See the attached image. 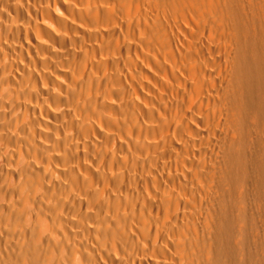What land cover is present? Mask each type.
I'll return each mask as SVG.
<instances>
[{
    "label": "bare ground",
    "instance_id": "bare-ground-1",
    "mask_svg": "<svg viewBox=\"0 0 264 264\" xmlns=\"http://www.w3.org/2000/svg\"><path fill=\"white\" fill-rule=\"evenodd\" d=\"M244 4L0 0V264L219 262Z\"/></svg>",
    "mask_w": 264,
    "mask_h": 264
},
{
    "label": "rangeland",
    "instance_id": "rangeland-1",
    "mask_svg": "<svg viewBox=\"0 0 264 264\" xmlns=\"http://www.w3.org/2000/svg\"><path fill=\"white\" fill-rule=\"evenodd\" d=\"M251 1L245 0L244 4V10L246 9L244 14L250 12V17H247L249 16L247 13L245 16L251 27L247 24L248 27L246 26L243 34H245V38L249 34L246 39L248 43H251L248 48L249 55H251L248 56V58L251 57L249 60L262 58V65L258 70V75L261 78V90L252 95L249 94L247 100L246 94L241 99L244 102V113L241 111V118L243 117L241 125L242 128H245L243 131H246L243 133L247 134L243 137L242 133L241 143H237L240 146L235 147L237 151L240 148V155L235 154L237 155L236 163H242L241 165L239 163L241 167L237 165L238 167L233 169L234 172L230 173L228 177L230 179V194L234 195H230L228 198L225 212L228 215L232 213V217L230 216L231 221L227 225V235H229L222 242L220 239L218 256L216 254L217 259L220 260L218 259L219 262L216 264H264V0H253V3ZM254 1H257L259 6ZM250 2L253 9L254 5L257 9L251 10L252 7L247 6ZM248 7H250V11ZM249 27L250 29H248ZM256 52L260 54H256ZM252 56L254 57L252 58ZM245 58H247L246 55ZM242 139L246 140L244 146L241 145L244 142ZM241 149L243 153H241ZM240 156H243V159ZM222 205L224 206V204H220V206ZM229 208L230 210L226 211ZM225 241H227L226 244H224ZM217 259L215 257L216 261H218Z\"/></svg>",
    "mask_w": 264,
    "mask_h": 264
}]
</instances>
